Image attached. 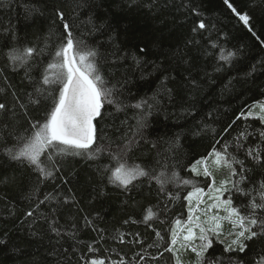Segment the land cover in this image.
Listing matches in <instances>:
<instances>
[{"label": "trees", "instance_id": "1", "mask_svg": "<svg viewBox=\"0 0 264 264\" xmlns=\"http://www.w3.org/2000/svg\"><path fill=\"white\" fill-rule=\"evenodd\" d=\"M146 2H151L150 9ZM230 3L250 16L252 31L224 0H0V103L7 105V111H0V264H86L91 259L112 264L120 257L132 264L142 248L144 255L158 257L147 264H175L164 248L174 221L187 219L183 197L192 185H165L167 192L179 196L170 201L155 181L141 177L126 191L110 182L105 169L120 160L159 171V160L167 163L169 175L174 170L207 190L210 178L188 170L196 159L214 144L219 148L217 140L232 144L241 131L252 133L244 142L247 146L256 145V129L264 125L236 117L264 101V0ZM58 12L64 13V21ZM198 20H204L207 29L193 33ZM64 22L77 41L98 49L101 73L112 84L120 82L122 105L116 110L106 104L103 118L94 121L93 148L103 152L71 150L54 156L58 171L42 157L53 172L44 177L34 166L13 160L7 149L15 150L17 138L30 134L31 122L44 120L53 96H58L59 85H43L42 79L65 35ZM28 47L36 52L27 63L9 59L13 49ZM230 52L234 55L229 60L220 59ZM47 74L51 76V70ZM144 99L150 109L133 107ZM229 151L245 161L253 180L264 177V167L245 159L243 149ZM218 175L223 179L227 170H218ZM45 196L51 199L39 204ZM234 202L240 204V198ZM149 208L156 216L145 222ZM28 210H35L34 216L27 217ZM85 217L104 230L103 240ZM130 217L136 223L124 224ZM53 218L62 228L60 235L49 228ZM118 231L126 241L139 239L142 244H120L113 239ZM94 241H99L96 251L89 252L87 245ZM153 243L159 246L149 248ZM248 245L245 253H223V245L215 243L209 252L222 256L225 264H256L264 256V237ZM189 256L184 262L194 264L195 255Z\"/></svg>", "mask_w": 264, "mask_h": 264}, {"label": "snow or ice", "instance_id": "2", "mask_svg": "<svg viewBox=\"0 0 264 264\" xmlns=\"http://www.w3.org/2000/svg\"><path fill=\"white\" fill-rule=\"evenodd\" d=\"M136 2L137 0H130L131 4ZM224 3L245 26L250 25L251 18L247 13L237 11L230 0H224ZM144 6L150 9L152 4L146 2ZM57 15L61 21L65 20L63 12H58ZM206 29L205 21L198 20L191 31L198 33ZM63 30L65 35L62 36L59 47L54 50L53 62L48 63L42 79L43 85H59L58 96H53L51 110L46 113L44 120L31 122L30 134L27 137L17 138V144L14 145L15 150L7 149L13 160L34 166L44 177L53 176V172L47 169L42 157H46L48 161H51L53 168H56V161L53 157L68 154L71 150H79L76 154L90 149L94 152H103V148H93L97 141V125L94 121L103 118L102 110L106 104L115 107L116 110H121L122 105L118 88L120 82L112 84L101 73L98 49L89 47L83 39L77 41L67 22L63 23ZM248 30L252 31L250 26ZM35 52L36 49L32 47L25 48L22 52L13 49L9 54V59L24 64ZM233 55L234 53L230 52L227 56L221 55L220 59L227 61ZM48 70H51V76L47 74ZM35 103L39 104L40 101L36 100ZM21 107L24 105L22 104ZM133 107L150 109L152 105L144 99ZM0 111H7L5 103H0ZM241 118L258 120L261 125H264V102L257 101L246 110H242L236 119ZM256 133L258 140L254 146H247L244 143L248 136L252 135L247 131H241L232 144L227 141L221 143L217 140L216 144L220 145L219 148L214 144L207 155L196 159L189 166L188 170L194 176L210 178L211 183L208 184L207 191L194 184L191 179H184L174 170L169 175L167 163L161 164L159 160L156 162L160 168L159 171L153 168L150 172L138 163L129 164L120 160H117L113 168L105 170L111 173L110 182H118L126 191L130 185L134 187L133 182L141 177L155 181L159 186V192L170 201L178 199L179 196L177 193L167 192L165 185L170 183L177 187L192 185V191L183 197L187 201V219L174 221V226L169 230V243L164 248V252L172 254L175 264H182L181 253L188 251L195 254L194 264H225L222 256L213 257L209 252L215 243L223 245V253H245L249 246L248 242L264 237V177L253 180L249 175L251 169L246 167L245 161L238 159L233 151H229L230 147H234L235 150L243 149L245 159L251 158L253 162L264 167V147H261L264 146V128L256 129ZM134 142L133 138L127 143L131 145ZM109 155L111 156V153ZM221 168L227 170V175L217 182L215 172ZM56 170L58 171V168ZM236 197L240 198V204L234 202ZM49 199H51L50 196H45L39 204ZM34 211L28 210L25 215L32 217ZM155 216L156 213L149 208L144 221H150ZM85 220L87 226L97 231L99 239L103 240L104 230L95 228L93 222L87 217ZM129 222L136 223L130 217L124 221V224ZM225 225L228 227L226 228ZM71 227L76 228V225L72 224ZM49 228L57 235L61 234L62 228L54 218L50 220ZM155 235L158 240L164 239L160 232H156ZM71 236L74 238L75 233ZM113 239L120 244L133 242L142 244L139 239L126 241L125 235L119 231ZM98 242L88 244V251L95 252L94 244ZM158 246V243L148 245L149 248ZM163 254L161 252L160 256L162 257ZM149 259L156 260L158 257L144 255L142 248L141 252L135 253L132 264H147ZM228 259L231 261V257ZM86 264H105V261L91 259ZM112 264H129V262L120 257ZM235 264H243V261L235 262ZM256 264H264V256L260 257Z\"/></svg>", "mask_w": 264, "mask_h": 264}, {"label": "rangeland", "instance_id": "3", "mask_svg": "<svg viewBox=\"0 0 264 264\" xmlns=\"http://www.w3.org/2000/svg\"><path fill=\"white\" fill-rule=\"evenodd\" d=\"M262 102H264V101H262ZM222 169H223V168H221L219 171H221ZM218 173H219V172H218ZM220 173H221V172H220ZM219 177H220V175L217 176V171H216V172H215V178H216L217 182H219V181L222 179V178H219ZM218 179H220V180H218ZM205 191H207V190H205ZM225 227L227 228L228 226L225 225ZM189 255L194 256L195 254H194V253H191L190 251L181 253L182 264H186V263L184 262L185 259L190 260V256H189Z\"/></svg>", "mask_w": 264, "mask_h": 264}]
</instances>
